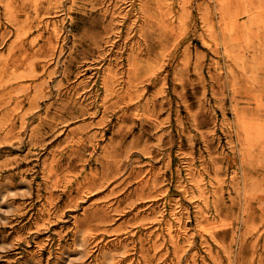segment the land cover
Listing matches in <instances>:
<instances>
[{"label": "rangeland", "instance_id": "1", "mask_svg": "<svg viewBox=\"0 0 264 264\" xmlns=\"http://www.w3.org/2000/svg\"><path fill=\"white\" fill-rule=\"evenodd\" d=\"M0 264H264V0H0Z\"/></svg>", "mask_w": 264, "mask_h": 264}, {"label": "bare ground", "instance_id": "2", "mask_svg": "<svg viewBox=\"0 0 264 264\" xmlns=\"http://www.w3.org/2000/svg\"><path fill=\"white\" fill-rule=\"evenodd\" d=\"M201 192V191H200ZM200 192H198V193H200ZM171 229V228H170ZM169 232V231H168Z\"/></svg>", "mask_w": 264, "mask_h": 264}]
</instances>
